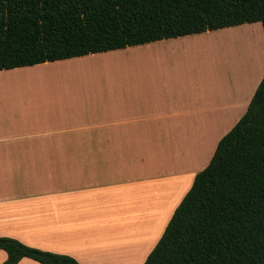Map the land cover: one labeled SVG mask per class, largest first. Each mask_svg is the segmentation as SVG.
Listing matches in <instances>:
<instances>
[{
  "label": "crops",
  "instance_id": "1",
  "mask_svg": "<svg viewBox=\"0 0 264 264\" xmlns=\"http://www.w3.org/2000/svg\"><path fill=\"white\" fill-rule=\"evenodd\" d=\"M236 29L0 71V237L143 264L262 78L237 90L199 54Z\"/></svg>",
  "mask_w": 264,
  "mask_h": 264
},
{
  "label": "trees",
  "instance_id": "2",
  "mask_svg": "<svg viewBox=\"0 0 264 264\" xmlns=\"http://www.w3.org/2000/svg\"><path fill=\"white\" fill-rule=\"evenodd\" d=\"M253 23L264 41V0H0V71ZM0 250L1 264H80L6 237ZM143 264H264V67Z\"/></svg>",
  "mask_w": 264,
  "mask_h": 264
},
{
  "label": "rangeland",
  "instance_id": "3",
  "mask_svg": "<svg viewBox=\"0 0 264 264\" xmlns=\"http://www.w3.org/2000/svg\"><path fill=\"white\" fill-rule=\"evenodd\" d=\"M212 38L199 42L198 48L200 55L211 57L213 75L234 71L239 74L235 89L249 91L253 88L264 67L261 24H244L237 26L236 30L220 33L217 39Z\"/></svg>",
  "mask_w": 264,
  "mask_h": 264
},
{
  "label": "bare ground",
  "instance_id": "4",
  "mask_svg": "<svg viewBox=\"0 0 264 264\" xmlns=\"http://www.w3.org/2000/svg\"><path fill=\"white\" fill-rule=\"evenodd\" d=\"M236 36H237V35H236ZM234 38L236 39L235 36H234ZM223 41H224V40H223ZM236 42H237V44H241L240 41H236ZM228 44H230V43H228ZM229 46H230V45H229ZM118 238H119V237H118ZM115 240H116V241H115ZM104 241H105V240H104ZM113 241H115L114 244H111V241H109L112 247L109 246L108 249H105L104 247H103V248H104L105 250H109V248L112 249L113 247H115V248H120V245H119V242H118L119 240L114 239ZM105 245L107 246V244H105ZM116 246H117V247H116ZM122 247H123V246H122ZM124 247H125V246H124ZM101 248H102V247H101ZM113 249H114V248H113ZM115 250H118V249H115Z\"/></svg>",
  "mask_w": 264,
  "mask_h": 264
}]
</instances>
